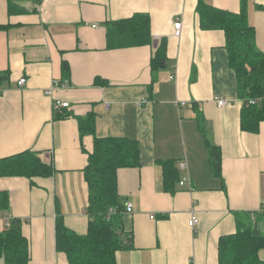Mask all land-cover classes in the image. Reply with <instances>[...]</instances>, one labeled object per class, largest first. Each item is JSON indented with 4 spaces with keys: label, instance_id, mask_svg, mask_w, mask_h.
<instances>
[{
    "label": "crops",
    "instance_id": "0c3cea01",
    "mask_svg": "<svg viewBox=\"0 0 264 264\" xmlns=\"http://www.w3.org/2000/svg\"><path fill=\"white\" fill-rule=\"evenodd\" d=\"M199 1L0 0V76L7 77L0 83V160L32 152L53 167L47 177L0 176V234L21 222L29 264H69L57 250L59 219L87 234L83 171L94 137L128 138L140 148V167L118 172L119 194L132 204L123 226L134 247L119 252L117 264H219V241L237 232L236 213L264 212V122L257 132L242 129L244 101L225 33L201 29ZM203 1L231 13L243 2ZM246 4L264 54V0ZM136 14L149 16L151 42L109 49L106 24ZM161 41L165 62L153 69ZM54 81L68 84L48 96ZM57 100L69 108L56 111ZM221 100L227 105L219 107ZM90 114L94 136L81 139L78 118ZM207 141L221 150V177L212 173ZM165 161L177 170L172 186ZM192 213L200 220L194 228ZM255 222L264 234V215Z\"/></svg>",
    "mask_w": 264,
    "mask_h": 264
},
{
    "label": "trees",
    "instance_id": "16d2710c",
    "mask_svg": "<svg viewBox=\"0 0 264 264\" xmlns=\"http://www.w3.org/2000/svg\"><path fill=\"white\" fill-rule=\"evenodd\" d=\"M197 12L201 29L225 33L229 64L236 74L239 97L244 101L242 129L257 132L259 124L264 122V54L257 48L256 31L248 20L246 0L242 2L240 13L217 9L203 0L199 1ZM106 25L109 49L139 47L151 42L150 18L146 14H136L130 19ZM165 58L166 42L161 41L153 53V69L162 67ZM5 80L6 76H0V83ZM78 123L81 139L94 136L95 118L92 114L78 118ZM94 139V150L88 154L83 171L88 186V232L78 235L61 219L57 221V250L66 255L69 264H117L118 253L134 247L133 235L123 226L126 204L119 194L118 172L140 167L139 143L128 138ZM207 149L212 173L221 177V150L208 141ZM162 165L168 183L174 185L178 179L175 163L165 161ZM52 173L53 167L45 164L36 153L25 152L0 160V176L31 179ZM263 213H236L238 230L220 239L219 264H264L259 257L264 248V234L255 222ZM9 224V229L0 234V257L6 264H29V246L22 234L21 222Z\"/></svg>",
    "mask_w": 264,
    "mask_h": 264
},
{
    "label": "built area",
    "instance_id": "2783aa9c",
    "mask_svg": "<svg viewBox=\"0 0 264 264\" xmlns=\"http://www.w3.org/2000/svg\"><path fill=\"white\" fill-rule=\"evenodd\" d=\"M174 36L177 37V38H180L181 37V33H182V22L179 21L177 23H175L174 25ZM26 83V79H21L19 81V86L20 87H23ZM67 84L68 82L66 81L65 83H62V82H59V81H54L53 82V85L51 86V88H49L47 90V95L48 96H53V94L55 93L56 90L58 89H64L65 87H67ZM182 105H184V103H182ZM227 105V101H218V106L219 107H224ZM69 103L67 102H64V101H60V100H57L55 101L54 103V108L56 111L60 110V109H68L69 108ZM182 170H186V165L183 164L181 165L180 167ZM188 182V180L184 179L183 181H180V184L183 186L185 185V183ZM115 210H112V213H114ZM126 213L130 214L132 213V204L131 203H128L126 205ZM199 218L198 216L196 215V213H192L191 215V218L188 222V225L191 227V228H194L195 226H197L199 224ZM9 223L7 224V226L9 227Z\"/></svg>",
    "mask_w": 264,
    "mask_h": 264
}]
</instances>
